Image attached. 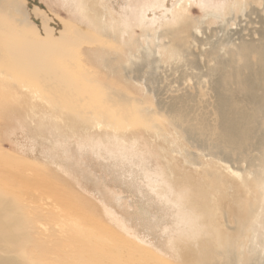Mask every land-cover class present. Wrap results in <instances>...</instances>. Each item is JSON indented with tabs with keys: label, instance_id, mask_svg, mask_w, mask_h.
Returning a JSON list of instances; mask_svg holds the SVG:
<instances>
[{
	"label": "bare ground",
	"instance_id": "6f19581e",
	"mask_svg": "<svg viewBox=\"0 0 264 264\" xmlns=\"http://www.w3.org/2000/svg\"><path fill=\"white\" fill-rule=\"evenodd\" d=\"M59 1L79 26L93 28L102 45L103 39H107L123 45L128 52L131 42L134 43L132 35L135 29L139 30V37L144 40L159 32L167 40L160 47V53L169 61L179 60L182 51L191 47L215 53V42L210 40L207 31H200L199 26L205 22L209 26L218 24L225 46L244 60L242 69L246 74L244 77L238 75L237 83L239 92L252 107L248 111L242 110L235 101L224 96L222 89L216 92L220 86L214 89L218 122L215 147L224 146L242 155L254 134L258 114L262 116L261 126L264 129V0H147L145 3L141 0H99L100 4L98 0ZM191 6L198 7L202 12V17L196 22L188 15ZM19 11V7L12 2L0 7V66L17 70L24 69L26 63L36 66L41 90L49 95L45 97L46 102L59 116L63 126L77 137L80 146V154L73 158L68 155L65 143L55 144L52 140L54 136L46 137L44 131H40L38 141L44 140L45 143L40 141L38 144H47L49 151L41 154L40 146L32 148L35 162L41 159L44 165L65 169L68 179L112 215L116 228L123 225L124 229L132 231L136 241L163 252L162 256L173 258L175 264L257 262L254 256L259 250H264L261 248V237L264 235V132L260 137L261 165L258 169L241 173L221 162L212 165V162L201 160L196 164L186 153L185 145L169 147L175 144L173 141L180 140L178 133L174 129L173 133L164 132L153 120V129L157 131L150 136L169 145L168 148H160L161 153L157 156L130 153L116 136L108 139L105 133L96 140H90L86 135L100 130V124L115 132L114 119L106 114L110 109L100 111L102 121L98 120L94 111L85 109L81 99L70 88L60 84V73L39 67L42 58L35 51L47 40L54 49V43L60 42L59 38L68 32L67 27L62 28V22L54 27V20L51 28L33 27L26 19L11 18V14H18ZM190 29H193V34ZM52 37H57V40ZM60 43L61 47L66 45ZM52 54L55 60L64 56V53L59 54L55 50ZM252 54L258 56L257 71H253L248 60ZM258 92H262L260 96ZM99 93L105 92L101 90ZM188 99L187 92H178L168 104V113L182 120ZM109 102L112 103L110 108L119 107L122 112L128 113V102ZM130 111L134 115L136 110L130 108ZM137 120L147 123L140 115ZM130 122L126 120L127 124ZM186 134L190 137L192 133L188 131ZM20 146L25 148V144ZM174 154L179 155L185 165L199 168L197 187L192 185L193 175L183 169L184 166L181 169L189 174L188 177L178 174L177 165L171 158ZM11 158L9 154H2L0 162L5 161L6 165ZM208 158H211L210 155ZM5 165L4 168L7 167ZM13 204L0 189V264H48L46 260L53 256L57 245L70 254L85 252L83 254L87 256H83L93 261V257L98 255L94 249L99 248L101 252L105 249L106 255L99 251L98 260H91L94 264L152 263L148 258L129 252L130 249L135 252V249L128 247V250V244L124 247L122 241L95 238L96 235L89 232L83 234L91 238L87 241L80 239L81 235L70 238L65 231H61L57 240L53 239L52 232H42L35 211L27 205ZM126 207L130 212L124 211ZM125 224L131 227H125ZM41 234L43 238H40ZM42 253L49 256L46 258Z\"/></svg>",
	"mask_w": 264,
	"mask_h": 264
},
{
	"label": "rangeland",
	"instance_id": "374dc122",
	"mask_svg": "<svg viewBox=\"0 0 264 264\" xmlns=\"http://www.w3.org/2000/svg\"><path fill=\"white\" fill-rule=\"evenodd\" d=\"M141 1L147 2V0ZM10 2L20 10L18 14H11L14 20L26 19L33 27L51 28L54 21V27L61 22L62 28L67 27L68 32L59 38L60 42L66 44L65 46L61 47V43L56 41L57 37L56 40L52 37L56 41L53 45L54 49H51L52 45H49L47 40L36 47L35 51L42 58L39 67L60 73L61 75L58 76L62 81L60 84L70 88L81 99V105L85 109L93 110L98 120L102 121L103 115L99 114L100 111L110 109L106 114L114 119L115 132L100 124V130H94L86 135L88 139L96 140L99 135L104 136L105 133L108 139L116 136L130 153L136 152L140 156L150 153L157 156L161 153L160 148H168L169 145L156 141L155 136H150L157 131L153 129L151 122L153 120L164 132L173 133L174 129L178 133L180 140L173 141L175 144L169 147L185 145L186 153L190 154V158H193L196 164L208 161L207 163L212 162V165H217L221 162L240 173L249 169H258V165H261L260 137L264 129L261 126L260 114L256 118L254 134L244 148L245 154L244 152L242 155L236 154L224 146L215 147L218 122L213 98L214 89L220 86L216 92L222 89L224 96L235 101L242 110L248 111V108L252 107L239 92L237 83L238 75L244 77L246 74L242 69L244 60L225 46L218 24L209 26L205 22L199 26L200 31H207L210 40L215 42V53L210 54L209 50L200 51L197 47H191L190 50L183 49L179 60L169 61L160 53L162 51L160 47L166 44L167 40L162 38L159 32L144 40L139 37V30L135 29L132 35L134 43L131 42L130 50L126 52L123 45L107 39H103V45L99 44L93 28L79 26L59 0H0V5L3 7ZM97 2L100 4L99 0ZM188 15L196 22L202 17V12L198 7L191 6ZM189 32L193 34L194 31L190 29ZM137 40L138 43L135 44ZM257 40L256 35V43ZM53 50L59 54L64 53V56H59L55 60ZM230 53L235 56L232 57ZM102 56L104 58H101ZM248 60L253 71H257L258 56L252 54ZM23 66L22 70L0 66V156L2 154L12 156L11 161L6 165L5 161L0 162L2 178H0V189L5 193L7 200L11 204L14 203L13 205H27L33 212L35 211L39 216L42 232L44 234L48 231L52 232L53 239L57 240L61 231H65L66 236L70 238L81 235L79 238L87 241L91 238L83 234L89 232L95 234V238L122 241L124 247L128 244L127 249L128 247L135 249V252L131 249L129 252L135 253L140 258L152 260V263L148 262L149 264L162 262L175 264L173 258L162 256L163 252L160 253L136 241L132 231L125 228L128 231L126 232L123 225L116 228L112 215L106 213L107 210L93 200L91 195L83 192L68 179L65 169L44 165L41 159L35 162L32 148L40 146L41 154L49 151L47 144H38L40 141L45 143L44 140L38 141L40 131H44L46 137L54 136L52 140L55 144L65 143L68 155L73 158L80 154V146L77 144L79 143L77 137L63 126L59 116L53 113L46 102L45 97L49 95L41 90L42 86L37 81L36 73L39 69L31 63ZM101 90L105 93L100 94ZM183 91L189 94L187 111L183 119L178 120L173 114L168 113V104L178 92ZM261 93L258 92L259 96ZM109 100L128 102V113L122 112L119 107L110 108L112 103ZM130 108L136 110L134 115ZM138 115L147 123L143 124L141 120H137ZM126 120L131 122L127 124ZM188 131L192 133L190 137L186 134ZM21 143L25 144V148L20 146ZM14 158L16 161L13 162ZM171 158L177 165L178 174L188 177L189 174L183 171L185 168L193 175L192 185L197 187L199 168L185 165L177 154L172 155ZM3 165L7 167L4 168ZM181 166H184L183 169ZM124 211L129 209L126 207ZM127 226L129 225L125 224V227ZM40 238H43L42 234ZM261 242V248L264 249V235L261 237ZM95 250L98 252L96 256L98 258L101 249ZM102 251L104 255L107 254L104 252L105 249ZM74 253L70 254L57 245L54 247L53 256L46 253L42 255L49 256L46 260L48 264H94L91 258L88 260L89 258L85 257L87 256L83 254L85 252ZM94 254L96 255L95 252ZM258 254L254 256V259H257L254 264H264V250H259ZM96 257H93L94 261Z\"/></svg>",
	"mask_w": 264,
	"mask_h": 264
}]
</instances>
